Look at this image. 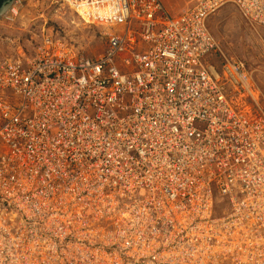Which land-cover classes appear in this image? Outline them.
I'll list each match as a JSON object with an SVG mask.
<instances>
[{"label": "built area", "instance_id": "2783aa9c", "mask_svg": "<svg viewBox=\"0 0 264 264\" xmlns=\"http://www.w3.org/2000/svg\"><path fill=\"white\" fill-rule=\"evenodd\" d=\"M52 3L107 47L0 60V264H264V109L208 23L264 0Z\"/></svg>", "mask_w": 264, "mask_h": 264}, {"label": "rangeland", "instance_id": "374dc122", "mask_svg": "<svg viewBox=\"0 0 264 264\" xmlns=\"http://www.w3.org/2000/svg\"><path fill=\"white\" fill-rule=\"evenodd\" d=\"M199 0H161L171 14L177 15ZM53 0H25L21 15L12 22L5 14L0 17V60L7 56L25 54L31 57L43 28L54 30L89 55H99L107 47L106 28L89 26L69 9L52 3ZM209 28L229 57L247 63L253 81L259 89L260 107L264 109V29L252 25L236 7L225 5L209 19ZM219 59V58H218ZM217 63L221 61V59ZM263 102V103H262ZM258 109V107H257Z\"/></svg>", "mask_w": 264, "mask_h": 264}, {"label": "bare ground", "instance_id": "6f19581e", "mask_svg": "<svg viewBox=\"0 0 264 264\" xmlns=\"http://www.w3.org/2000/svg\"><path fill=\"white\" fill-rule=\"evenodd\" d=\"M15 1H16V0H14V3H15ZM249 1L253 2L252 4L257 5L259 8H262V5H259V0H249ZM22 2H23V3L17 4V5H14V3H13L12 8L15 6L16 9L19 8V10H20V9L23 10L25 0H22ZM162 4H163V2H162ZM163 5H164V4H163ZM9 9H10V8H9ZM6 10H7V9H6ZM8 12H10V11L8 10ZM8 12H7L4 16H6V15L8 14ZM20 15H21V13H20V11H19L18 16H20ZM246 21H247V20H246ZM85 23H86V22H85ZM86 24H87V23H86ZM258 28H262V29H264V25H263V24H259V25H258ZM258 97H260V95H257V91H254V97H253V99L257 100ZM259 101H260V100H259ZM262 103H263V102H262ZM225 208H227V207H225Z\"/></svg>", "mask_w": 264, "mask_h": 264}, {"label": "water", "instance_id": "95a60500", "mask_svg": "<svg viewBox=\"0 0 264 264\" xmlns=\"http://www.w3.org/2000/svg\"><path fill=\"white\" fill-rule=\"evenodd\" d=\"M11 3L12 0H8L6 3L3 4V6L0 8V17L4 13V11L8 8V6H10Z\"/></svg>", "mask_w": 264, "mask_h": 264}, {"label": "trees", "instance_id": "16d2710c", "mask_svg": "<svg viewBox=\"0 0 264 264\" xmlns=\"http://www.w3.org/2000/svg\"><path fill=\"white\" fill-rule=\"evenodd\" d=\"M3 1H4V0H0V8H1L2 4H3Z\"/></svg>", "mask_w": 264, "mask_h": 264}, {"label": "flooded vegetation", "instance_id": "af4514ba", "mask_svg": "<svg viewBox=\"0 0 264 264\" xmlns=\"http://www.w3.org/2000/svg\"><path fill=\"white\" fill-rule=\"evenodd\" d=\"M7 1H8V0H4V1H3V4L6 3ZM12 1H13V0H12ZM3 4H2V6H3ZM2 6H1V7H2Z\"/></svg>", "mask_w": 264, "mask_h": 264}]
</instances>
